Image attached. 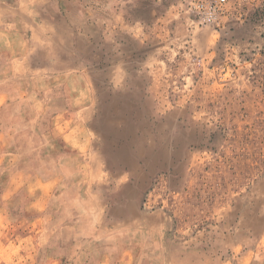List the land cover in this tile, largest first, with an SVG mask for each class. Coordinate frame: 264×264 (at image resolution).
Wrapping results in <instances>:
<instances>
[{
    "label": "rangeland",
    "instance_id": "1",
    "mask_svg": "<svg viewBox=\"0 0 264 264\" xmlns=\"http://www.w3.org/2000/svg\"><path fill=\"white\" fill-rule=\"evenodd\" d=\"M197 1L52 0L66 76L0 47V264H264V0Z\"/></svg>",
    "mask_w": 264,
    "mask_h": 264
},
{
    "label": "crops",
    "instance_id": "2",
    "mask_svg": "<svg viewBox=\"0 0 264 264\" xmlns=\"http://www.w3.org/2000/svg\"><path fill=\"white\" fill-rule=\"evenodd\" d=\"M51 2L52 0H0V47L4 52L2 59L6 63L4 67L15 71L12 72L13 76L25 68L44 73L47 77L66 76L68 73H49L50 69L54 68L49 63L33 65L30 61L33 54L46 45L47 59L54 58L50 56L54 48H57V54L61 53L62 48L65 49L70 57L77 53V49L73 47L74 36L84 38L85 41L90 39L89 32L78 29L74 34L73 28L69 29L67 36V31L62 30L60 24L64 14L58 7L50 8ZM36 39L43 45L37 46ZM67 40L70 44L68 49ZM75 69L78 68L69 65L59 70L71 72ZM103 261L109 264L107 258ZM103 261L100 262L103 264Z\"/></svg>",
    "mask_w": 264,
    "mask_h": 264
},
{
    "label": "built area",
    "instance_id": "3",
    "mask_svg": "<svg viewBox=\"0 0 264 264\" xmlns=\"http://www.w3.org/2000/svg\"><path fill=\"white\" fill-rule=\"evenodd\" d=\"M226 0H199L193 6V9L200 23L214 24L218 22L219 16L223 15V5Z\"/></svg>",
    "mask_w": 264,
    "mask_h": 264
}]
</instances>
